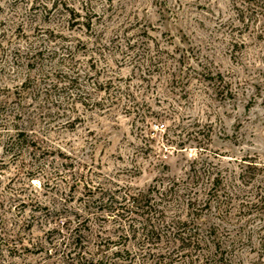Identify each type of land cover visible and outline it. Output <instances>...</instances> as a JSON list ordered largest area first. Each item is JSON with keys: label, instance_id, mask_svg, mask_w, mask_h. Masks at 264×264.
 <instances>
[{"label": "rangeland", "instance_id": "374dc122", "mask_svg": "<svg viewBox=\"0 0 264 264\" xmlns=\"http://www.w3.org/2000/svg\"><path fill=\"white\" fill-rule=\"evenodd\" d=\"M254 9L0 0V264H155L122 195L196 175L191 195L150 198L173 209L212 197L198 220L218 228L230 264H264V17Z\"/></svg>", "mask_w": 264, "mask_h": 264}, {"label": "trees", "instance_id": "16d2710c", "mask_svg": "<svg viewBox=\"0 0 264 264\" xmlns=\"http://www.w3.org/2000/svg\"><path fill=\"white\" fill-rule=\"evenodd\" d=\"M248 1L252 2L255 5L254 10L259 11L264 17V0ZM88 26H90V22H88ZM102 86L103 83L97 87L101 88ZM49 181L47 180L46 183L52 187L53 185ZM199 182L200 177L196 175L191 177L189 182L187 179L182 182H171L167 187L162 186V190L160 189L161 185L159 187L154 185L147 192L138 191L137 193L122 195V200H128L131 204V207H127L128 213L130 215L137 214L141 217L139 243L142 249L145 248L143 256L146 260L151 258L152 261H155V264H230L231 257L226 256L221 250V240L216 238L218 228L214 224H206L198 220L205 210L211 209L212 197L198 203L197 199L188 196L186 205H184V200H181L179 208L173 209L169 205L161 207L160 202L150 198L156 191L160 194L159 198L161 200L171 202L173 199L181 198L185 194L191 195L190 190L192 187L190 189V186ZM183 184L184 194H181ZM253 206H249V209ZM183 210H186V212L184 213ZM168 212L173 214L168 215ZM129 227L134 231L136 230L133 223H130ZM203 228L206 229L207 233L203 232ZM212 235H214V238L211 240L210 236ZM125 238L128 239L129 235H126ZM212 243L216 245V250L206 252L205 250H209ZM126 251L131 255V252ZM87 263L104 264L103 260L99 263L94 261Z\"/></svg>", "mask_w": 264, "mask_h": 264}]
</instances>
